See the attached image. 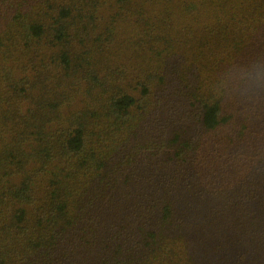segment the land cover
Returning a JSON list of instances; mask_svg holds the SVG:
<instances>
[{
	"label": "trees",
	"instance_id": "16d2710c",
	"mask_svg": "<svg viewBox=\"0 0 264 264\" xmlns=\"http://www.w3.org/2000/svg\"><path fill=\"white\" fill-rule=\"evenodd\" d=\"M0 264H264V0H0Z\"/></svg>",
	"mask_w": 264,
	"mask_h": 264
}]
</instances>
